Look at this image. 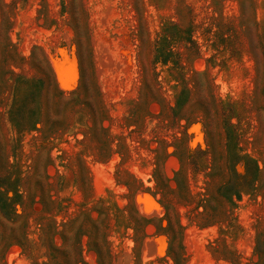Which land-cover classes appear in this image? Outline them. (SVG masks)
<instances>
[{"label": "rangeland", "instance_id": "rangeland-1", "mask_svg": "<svg viewBox=\"0 0 264 264\" xmlns=\"http://www.w3.org/2000/svg\"><path fill=\"white\" fill-rule=\"evenodd\" d=\"M0 264H264V0H0Z\"/></svg>", "mask_w": 264, "mask_h": 264}]
</instances>
